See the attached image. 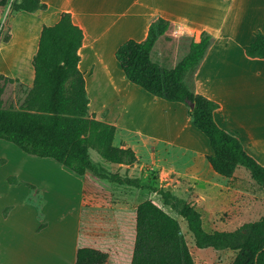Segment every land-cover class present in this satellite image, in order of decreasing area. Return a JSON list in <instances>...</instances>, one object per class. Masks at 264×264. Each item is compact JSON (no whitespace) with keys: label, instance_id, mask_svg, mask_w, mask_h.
<instances>
[{"label":"crops","instance_id":"1","mask_svg":"<svg viewBox=\"0 0 264 264\" xmlns=\"http://www.w3.org/2000/svg\"><path fill=\"white\" fill-rule=\"evenodd\" d=\"M41 2L47 8L29 12L34 14L33 25L19 27L21 23L13 18L12 36L7 43H13L22 28V55L33 60L43 25L55 24L63 12L72 14L74 23L84 32L79 68L86 79L90 112L115 124L114 144L131 147L137 155L134 164L110 163L101 158L108 171L123 177L140 175L142 185L153 187L147 168L162 167L163 174L168 168L178 172L169 162L170 155L178 151L190 156L188 165L196 186L204 183L205 175H220L207 159L213 154L209 138L193 124L188 105L155 96L131 82L116 59L117 48L129 38L144 40L151 22L158 17L169 20L170 26L158 37L151 58L166 68L175 67L202 32L210 34L203 57L184 83L191 91L219 104L214 111L216 123L236 134L245 150L264 166V59L250 57L245 51L255 33L264 29V0ZM22 13L18 11L16 16ZM27 47L31 50L26 54ZM20 68L23 73L35 74L33 66ZM85 175H80L82 199L72 207L47 199L50 178L36 185L39 198H29L21 208L6 207L0 264H76L81 247L107 252L106 264L132 263L138 205L152 200V188L93 174L89 180Z\"/></svg>","mask_w":264,"mask_h":264},{"label":"trees","instance_id":"2","mask_svg":"<svg viewBox=\"0 0 264 264\" xmlns=\"http://www.w3.org/2000/svg\"><path fill=\"white\" fill-rule=\"evenodd\" d=\"M14 8L33 12L47 8V4L22 0ZM169 26V20L158 17L151 22L144 40L129 38L117 48L115 56L125 76L155 96L188 105L193 124L209 138L213 154L207 155V159L217 173L232 177L243 165L253 178L264 183V166L245 150L236 134L216 123L214 111L219 104L191 91L184 83L186 75L203 57L210 34L202 32L198 40L192 41L189 53L173 68L152 60L154 44ZM83 38L84 32L74 23L70 12H63L53 25H43L32 60L34 82L18 108L4 106L2 81L13 78L0 74V139L28 154L53 158L78 175L90 172L122 184L152 188L161 196L164 206L187 222L196 247L236 251L230 264H264V215L234 230L208 231L201 212L190 203L182 205L171 190L142 185L138 178L108 171L91 159L90 148L110 163L134 164L137 155L131 147L114 144L115 124L90 112L86 79L79 68ZM245 51L250 57L264 59V29L255 33ZM107 260L108 253L99 249L81 247L77 251L76 264H106ZM131 264H196L178 218L151 199L138 205Z\"/></svg>","mask_w":264,"mask_h":264},{"label":"rangeland","instance_id":"3","mask_svg":"<svg viewBox=\"0 0 264 264\" xmlns=\"http://www.w3.org/2000/svg\"><path fill=\"white\" fill-rule=\"evenodd\" d=\"M21 1L0 0V74L13 78V81H2L1 96L5 107L18 108L34 82V76L28 71L23 73V69L20 68V65L33 66L32 60L22 55L25 36L22 28L24 25H33L32 17L34 16L25 11L16 16L18 11L14 6ZM13 18L16 23H21L19 27L22 28L13 43L12 41L7 43L12 36ZM20 18H24L23 21H20ZM172 155H170V165L173 168L176 167L178 172L168 168L163 174L162 167L156 169L148 167L149 185L158 189H169L179 196L182 205L190 203L195 206L201 212L204 226L208 231L234 230L245 222L258 220L264 215V183L253 178L251 171L245 166L239 165V170L237 168L232 177L217 174L214 177L205 175L204 183L196 186V179L191 176L188 165L191 163L190 156L178 151L173 152ZM90 156L98 166H102L101 156L95 149L90 148ZM160 157L162 158V153ZM92 174L88 173L84 177L90 180L93 177ZM82 177L53 158L28 154L13 143L0 139V257L5 242L4 211L6 213L7 206L21 208V203L29 198L32 200L39 198V195L35 194L36 190L38 191L36 185L41 184L42 179L45 182L46 178H50L49 181L53 185H50L47 199L64 202L65 206L72 207L82 199ZM135 177L142 181V176ZM149 192L153 201L163 206L180 221L182 234L193 253L196 264H230L232 262L236 251L196 247L187 222L169 206H164L157 192L152 189H149Z\"/></svg>","mask_w":264,"mask_h":264},{"label":"bare ground","instance_id":"4","mask_svg":"<svg viewBox=\"0 0 264 264\" xmlns=\"http://www.w3.org/2000/svg\"><path fill=\"white\" fill-rule=\"evenodd\" d=\"M28 49H29V47L26 48V54H27V52H28Z\"/></svg>","mask_w":264,"mask_h":264},{"label":"water","instance_id":"5","mask_svg":"<svg viewBox=\"0 0 264 264\" xmlns=\"http://www.w3.org/2000/svg\"><path fill=\"white\" fill-rule=\"evenodd\" d=\"M191 107H194V104L193 103L191 104Z\"/></svg>","mask_w":264,"mask_h":264}]
</instances>
